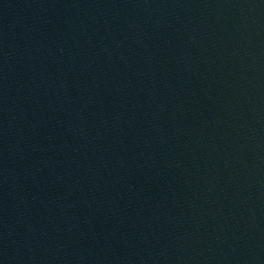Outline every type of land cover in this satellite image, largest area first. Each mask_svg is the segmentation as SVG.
I'll use <instances>...</instances> for the list:
<instances>
[{"label":"water","instance_id":"obj_1","mask_svg":"<svg viewBox=\"0 0 264 264\" xmlns=\"http://www.w3.org/2000/svg\"><path fill=\"white\" fill-rule=\"evenodd\" d=\"M0 264H264V0H0Z\"/></svg>","mask_w":264,"mask_h":264}]
</instances>
